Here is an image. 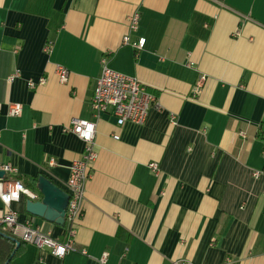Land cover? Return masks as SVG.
Returning <instances> with one entry per match:
<instances>
[{
  "label": "crops",
  "instance_id": "0c3cea01",
  "mask_svg": "<svg viewBox=\"0 0 264 264\" xmlns=\"http://www.w3.org/2000/svg\"><path fill=\"white\" fill-rule=\"evenodd\" d=\"M127 35L145 48L124 45ZM105 56L157 96L144 125L95 116ZM14 103L20 116L8 114ZM74 118L97 123L75 250L59 258L15 238L8 264H264V0H0V170L11 164L9 180L33 192L45 176L68 193L85 151L63 131ZM28 200L10 209L65 241L67 221L33 216ZM7 211L0 199V218ZM5 235L0 264L15 249Z\"/></svg>",
  "mask_w": 264,
  "mask_h": 264
},
{
  "label": "built area",
  "instance_id": "2783aa9c",
  "mask_svg": "<svg viewBox=\"0 0 264 264\" xmlns=\"http://www.w3.org/2000/svg\"><path fill=\"white\" fill-rule=\"evenodd\" d=\"M140 13L135 12L129 17V33L136 32L139 28ZM124 45L131 46L134 50L142 51L146 45V38L139 37L132 40L130 35L125 36ZM54 40H48L45 45V52L50 54L53 50ZM110 59L103 57L101 59V74L97 79L94 95L92 99V108L95 116L99 119L102 114L112 112L116 118L119 127L126 124L144 125L147 121L151 109L158 105L157 96L150 91L149 87L139 81L137 78L118 72L110 67ZM57 75L61 83L66 84L69 81L70 72L63 66H58ZM18 74L11 75L9 82H13ZM205 78L199 80V86L196 88L193 98L199 92L200 85ZM46 79L42 78L39 82L33 80L28 82L29 87L36 88L44 85ZM23 112V106L20 103L10 105L9 116H20ZM75 134L85 144V151L82 158L75 160L70 167V177L67 183L69 203L66 210V221L69 225L68 236L65 241H59L51 236L50 232L43 231L35 227L30 221L21 222L19 214L10 209L11 203L18 201L21 195H26L30 200L40 199V194L27 189L20 182L9 180L8 175L17 173V169L11 164L2 166V171L6 177L0 179V199L8 208V211L0 218V227L12 237L19 239L27 245H32L39 249H48L52 255L63 258L69 252L75 250L74 238L77 231V225L84 214V203L86 199L87 185L92 177L93 164L97 158L95 151V138L97 133V123L81 118H74L70 124L63 130ZM245 137V134H240ZM87 136V138H86ZM119 139V135L114 136ZM154 172L159 171L158 164H152ZM259 174L257 173L256 176ZM20 185V189H17ZM22 189V190H21ZM13 191L18 192V199L11 198L7 202L5 197H11ZM108 253H104L101 262H106ZM171 264H191L186 260H176Z\"/></svg>",
  "mask_w": 264,
  "mask_h": 264
},
{
  "label": "water",
  "instance_id": "95a60500",
  "mask_svg": "<svg viewBox=\"0 0 264 264\" xmlns=\"http://www.w3.org/2000/svg\"><path fill=\"white\" fill-rule=\"evenodd\" d=\"M5 175V172L0 170V179H3ZM37 191L40 199L36 201L29 199L26 204L27 212L47 222L64 226L69 194L45 176L38 178Z\"/></svg>",
  "mask_w": 264,
  "mask_h": 264
},
{
  "label": "trees",
  "instance_id": "16d2710c",
  "mask_svg": "<svg viewBox=\"0 0 264 264\" xmlns=\"http://www.w3.org/2000/svg\"><path fill=\"white\" fill-rule=\"evenodd\" d=\"M5 237H7L9 240H11L12 242H13V248H15L14 249V251H12L11 253H9V255H8V258H7V262H6V264H8L10 261H11V259L13 258V256H14V254H15V252H16V250H17V240H15V238H13V237H11V236H9V235H5Z\"/></svg>",
  "mask_w": 264,
  "mask_h": 264
},
{
  "label": "clouds",
  "instance_id": "9594fccd",
  "mask_svg": "<svg viewBox=\"0 0 264 264\" xmlns=\"http://www.w3.org/2000/svg\"><path fill=\"white\" fill-rule=\"evenodd\" d=\"M86 138H87V136H86ZM17 189H20V185H17ZM11 198H17L18 199V192L17 191H13L12 194H11V197H5L4 199L7 202Z\"/></svg>",
  "mask_w": 264,
  "mask_h": 264
}]
</instances>
